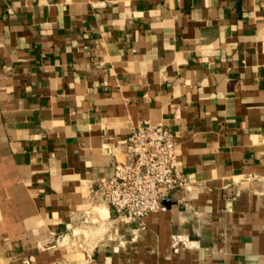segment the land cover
<instances>
[{"label": "crops", "instance_id": "1", "mask_svg": "<svg viewBox=\"0 0 264 264\" xmlns=\"http://www.w3.org/2000/svg\"><path fill=\"white\" fill-rule=\"evenodd\" d=\"M149 123L188 185L114 221ZM0 264H264V0H0Z\"/></svg>", "mask_w": 264, "mask_h": 264}, {"label": "built area", "instance_id": "2", "mask_svg": "<svg viewBox=\"0 0 264 264\" xmlns=\"http://www.w3.org/2000/svg\"><path fill=\"white\" fill-rule=\"evenodd\" d=\"M179 163L170 127L149 123L134 129L128 138L127 159L118 160L114 175L101 178L96 188L111 219L141 224L148 213L163 208V199L171 190L188 185ZM105 219L90 208L84 211L82 223L92 229Z\"/></svg>", "mask_w": 264, "mask_h": 264}, {"label": "bare ground", "instance_id": "3", "mask_svg": "<svg viewBox=\"0 0 264 264\" xmlns=\"http://www.w3.org/2000/svg\"><path fill=\"white\" fill-rule=\"evenodd\" d=\"M107 213H105L104 211L100 210V212L102 213V215H107L108 214V209H106Z\"/></svg>", "mask_w": 264, "mask_h": 264}, {"label": "rangeland", "instance_id": "4", "mask_svg": "<svg viewBox=\"0 0 264 264\" xmlns=\"http://www.w3.org/2000/svg\"><path fill=\"white\" fill-rule=\"evenodd\" d=\"M93 229V228H92Z\"/></svg>", "mask_w": 264, "mask_h": 264}]
</instances>
